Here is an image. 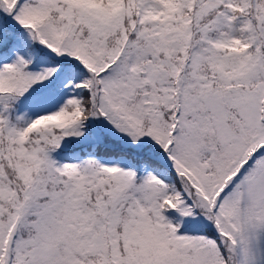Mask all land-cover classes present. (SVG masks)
<instances>
[{"label":"snow or ice","instance_id":"1","mask_svg":"<svg viewBox=\"0 0 264 264\" xmlns=\"http://www.w3.org/2000/svg\"><path fill=\"white\" fill-rule=\"evenodd\" d=\"M0 264H264V0H0Z\"/></svg>","mask_w":264,"mask_h":264}]
</instances>
